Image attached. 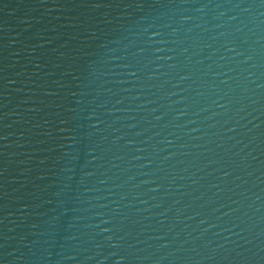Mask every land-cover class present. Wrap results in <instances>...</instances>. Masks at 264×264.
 <instances>
[{
  "label": "water",
  "instance_id": "water-1",
  "mask_svg": "<svg viewBox=\"0 0 264 264\" xmlns=\"http://www.w3.org/2000/svg\"><path fill=\"white\" fill-rule=\"evenodd\" d=\"M0 264H264V0H0Z\"/></svg>",
  "mask_w": 264,
  "mask_h": 264
}]
</instances>
